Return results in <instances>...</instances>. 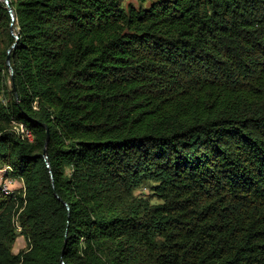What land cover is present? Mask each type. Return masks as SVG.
<instances>
[{"label": "trees", "instance_id": "16d2710c", "mask_svg": "<svg viewBox=\"0 0 264 264\" xmlns=\"http://www.w3.org/2000/svg\"><path fill=\"white\" fill-rule=\"evenodd\" d=\"M124 1H0V264H264V0Z\"/></svg>", "mask_w": 264, "mask_h": 264}, {"label": "built area", "instance_id": "2783aa9c", "mask_svg": "<svg viewBox=\"0 0 264 264\" xmlns=\"http://www.w3.org/2000/svg\"><path fill=\"white\" fill-rule=\"evenodd\" d=\"M13 130L17 133V135L21 139L27 140L29 142L34 141V136L32 132L23 123H14ZM11 172L12 169L10 167H4V169L0 170V173H2V184L0 190L5 197L15 196L16 190L17 191L21 190L22 193L25 192V186L23 180L13 178L12 176H10ZM14 223L18 230L22 229L21 225L18 222V219H15Z\"/></svg>", "mask_w": 264, "mask_h": 264}, {"label": "rangeland", "instance_id": "374dc122", "mask_svg": "<svg viewBox=\"0 0 264 264\" xmlns=\"http://www.w3.org/2000/svg\"><path fill=\"white\" fill-rule=\"evenodd\" d=\"M151 3L152 2L148 1V2L144 3L142 5V7L148 8L151 5ZM123 5H124V7H127L128 5H132L136 8L141 6V4L138 0H126V1H124ZM1 184H2V173H0V187H1ZM18 186H16V187H18ZM21 194H22L21 190L20 191L16 190L15 195H21ZM136 195H141V196H145V197L149 198V200H151V202L153 204L161 203V201L156 196H153V194L149 190V188H141L140 190H137ZM21 228H22L21 230L17 229L18 230L17 233L19 234V236H18V238H17V240L13 246V249H12L13 254H18L20 252L26 251L29 247L28 238L26 237V235L23 234V227H21Z\"/></svg>", "mask_w": 264, "mask_h": 264}, {"label": "water", "instance_id": "95a60500", "mask_svg": "<svg viewBox=\"0 0 264 264\" xmlns=\"http://www.w3.org/2000/svg\"><path fill=\"white\" fill-rule=\"evenodd\" d=\"M2 1L3 3H5L9 13H10V16L12 18V23H11V33L12 35L15 37V39L17 40V42L19 41V36L17 33H15V30H14V24L16 23V16H15V11L14 9L11 7L10 5V2L9 0H0ZM17 42L9 49L8 51V57H7V65L8 67L11 69V75H12V85H13V90L15 92V95H16V99L18 100L19 99V96L17 94V88H16V84H15V81H14V75H13V70H12V66H11V52L12 50H14L17 46ZM41 126H43L45 129H46V133H47V138H46V143H45V148H44V152H43V156L47 159V146H48V143H49V139H50V136H49V129L47 128V126L45 124H40ZM47 165L48 167L49 166V162H47Z\"/></svg>", "mask_w": 264, "mask_h": 264}]
</instances>
